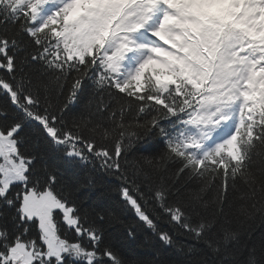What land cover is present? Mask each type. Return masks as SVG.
Returning <instances> with one entry per match:
<instances>
[{"label": "snow or ice", "instance_id": "1", "mask_svg": "<svg viewBox=\"0 0 264 264\" xmlns=\"http://www.w3.org/2000/svg\"><path fill=\"white\" fill-rule=\"evenodd\" d=\"M153 136L156 154L125 163ZM50 153L115 182L128 239L149 233L139 254L116 250L118 218L78 203ZM254 156L264 0H0V264H264Z\"/></svg>", "mask_w": 264, "mask_h": 264}, {"label": "trees", "instance_id": "2", "mask_svg": "<svg viewBox=\"0 0 264 264\" xmlns=\"http://www.w3.org/2000/svg\"><path fill=\"white\" fill-rule=\"evenodd\" d=\"M119 104L126 105V101L113 102V107L118 108ZM76 110L73 109V111ZM135 116L136 112L134 110L130 112L126 111L125 118L127 120L131 121ZM161 148L162 145L158 137L153 136L147 139L141 137L140 141L134 144V148L127 156L125 163L134 164L136 158L141 155L156 154ZM253 160L254 169L259 170L261 167H264V164L261 163V158L254 156ZM46 163L55 171L61 185H71L76 188L75 197L77 202L81 203L83 207L91 206L97 211L111 213L118 218V220H111L106 223L105 230L106 235L111 239V242L119 253L125 257H131L142 251L138 245L148 239L149 233L143 229H137V239L135 241L128 239L126 226L133 223V216L130 212L123 209L118 200L117 193L112 190L115 182L112 185L108 184L106 182L107 178L102 177V174L94 169L91 164L83 169L72 168L63 160L61 153H50L46 157ZM173 168L174 166L170 167L169 172ZM89 179L96 181L94 186H88L87 181ZM251 228L254 238L259 239L261 236H264V218L258 216L252 222Z\"/></svg>", "mask_w": 264, "mask_h": 264}]
</instances>
